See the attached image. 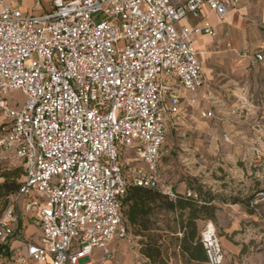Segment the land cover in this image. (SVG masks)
<instances>
[{"label":"built area","instance_id":"built-area-1","mask_svg":"<svg viewBox=\"0 0 264 264\" xmlns=\"http://www.w3.org/2000/svg\"><path fill=\"white\" fill-rule=\"evenodd\" d=\"M49 1L37 15L0 0V147L24 166L0 212V264H81L95 249L104 262L113 240H132L122 212L130 186L177 199L159 171L165 114L180 120L181 92L204 87L194 38L216 35L209 24L178 25L204 6L224 20L240 0ZM19 90L26 102L14 109L4 96ZM30 224L39 237L25 236ZM202 243L214 251V236Z\"/></svg>","mask_w":264,"mask_h":264},{"label":"rangeland","instance_id":"rangeland-1","mask_svg":"<svg viewBox=\"0 0 264 264\" xmlns=\"http://www.w3.org/2000/svg\"><path fill=\"white\" fill-rule=\"evenodd\" d=\"M204 49L208 88L193 107L187 103L184 118H171L159 171L176 192L199 193L217 208L215 219L198 221V228L202 239L214 236V251L220 257L207 249L208 262L190 261L183 255L180 212L168 211L159 202L145 219L148 229L127 222L132 240L121 241L115 258L102 264L116 262L119 255L127 257L122 264H264V60L253 63L218 41ZM255 51L264 55V45ZM4 98L14 109L26 102L20 90ZM203 107L211 109L212 119L201 117ZM6 123L0 113V139ZM126 157L134 155H124L123 162ZM19 168H24L21 161L0 147V183L6 173ZM5 207L0 205V212ZM37 232V224H30L26 235ZM145 244L160 247L162 255L156 262L142 254ZM88 262L90 257L80 260Z\"/></svg>","mask_w":264,"mask_h":264},{"label":"crops","instance_id":"crops-1","mask_svg":"<svg viewBox=\"0 0 264 264\" xmlns=\"http://www.w3.org/2000/svg\"><path fill=\"white\" fill-rule=\"evenodd\" d=\"M64 2H69L72 0H63ZM174 4L181 5L185 3L186 0H172ZM39 5L36 4V0H11V4L14 8L21 10L23 13L28 14H45L52 10V4L49 0H40ZM1 10V7H0ZM209 24L216 35L211 36L208 34H200L194 38L195 46L199 54V59L203 67V78L204 87L196 94L192 95L186 92H181L182 102H183V114L181 119L188 113L187 103L193 107L199 100L200 94L206 92L209 84V80L205 73V68L202 60V54L205 53V45L214 41L220 42L224 47L230 48L231 51L237 54H243L244 59L253 58L257 54L262 53L261 51H255L264 45V0H240L231 5L230 11L224 20H221L215 12L208 10L206 6L202 7L201 14L199 18L190 17L188 19H183L178 27H193L195 25ZM164 106L168 109L169 102L164 101ZM201 110H209L208 107H203ZM166 124L168 127L171 118L175 119L173 115L167 110L165 114ZM168 131V128H167ZM28 226L24 228V234L26 235ZM35 237L40 236V231L34 234ZM122 240H113L109 249L113 254L112 258H115L116 252L119 249L120 242ZM102 251L95 249L91 262L94 264H102L101 261ZM127 257L124 255L117 256V261H107L105 264H122V260ZM118 260H121L118 261ZM4 263L9 264L7 260L4 259ZM38 264V263H33Z\"/></svg>","mask_w":264,"mask_h":264},{"label":"trees","instance_id":"trees-1","mask_svg":"<svg viewBox=\"0 0 264 264\" xmlns=\"http://www.w3.org/2000/svg\"><path fill=\"white\" fill-rule=\"evenodd\" d=\"M22 176L24 177V168L5 174L4 181L0 183V205L5 207L9 198L19 191L23 180ZM177 194V199L170 201L167 196L156 190L130 186L122 210L126 228L129 232L128 222L141 230H147L145 219L152 214L155 205L161 202L168 211L180 212V230L183 233V237L180 239L179 248L182 254L187 256L190 261L208 262L206 248H204L199 234L198 221L214 220L217 208L213 205H208L210 201H205L199 193H196L200 197L199 200L187 197L185 193L177 192ZM250 204L251 202L248 201L247 207ZM126 206H128V209L125 208ZM186 211L187 214H185ZM142 254L152 262H156L161 257L162 251L158 246L145 244Z\"/></svg>","mask_w":264,"mask_h":264}]
</instances>
